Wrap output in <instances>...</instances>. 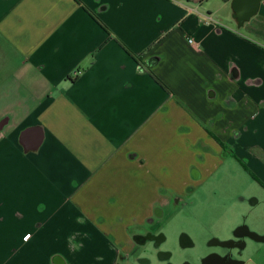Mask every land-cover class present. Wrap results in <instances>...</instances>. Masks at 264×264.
I'll use <instances>...</instances> for the list:
<instances>
[{
    "label": "crops",
    "instance_id": "0c3cea01",
    "mask_svg": "<svg viewBox=\"0 0 264 264\" xmlns=\"http://www.w3.org/2000/svg\"><path fill=\"white\" fill-rule=\"evenodd\" d=\"M2 122L0 264H126L152 219L171 242L176 197L206 236L193 264L264 238L262 200L219 191L240 170L264 188V0H0Z\"/></svg>",
    "mask_w": 264,
    "mask_h": 264
},
{
    "label": "rangeland",
    "instance_id": "374dc122",
    "mask_svg": "<svg viewBox=\"0 0 264 264\" xmlns=\"http://www.w3.org/2000/svg\"><path fill=\"white\" fill-rule=\"evenodd\" d=\"M247 160V158H245ZM239 178L237 181H235L233 184L231 183L232 181H227L224 183L221 188L220 192L222 195V198H239V197H245L246 199H249L250 197H258L262 201L261 207L256 210H246L244 214V219L248 220V225L252 227H257V228H264V188L258 185L252 177L248 176L246 173L243 171H239ZM233 186V187H232ZM231 188L234 190H231ZM215 191H211V196H213V193ZM199 194H203V191ZM250 206V205H248ZM183 208V209H182ZM181 212L179 213L180 215L177 216V219L172 220V222H168V225H170V228L167 230V235L171 238V242L166 244L164 246V251H169L174 253V258L172 259L173 262L181 263L184 262L185 260H192L195 257H197V250L195 251H189L186 255L180 253L179 249V244L177 241V236L178 232L180 229H185L188 232H191V234L195 235L199 240H200V246H203V242L206 240V236L203 235L198 229H197V223H198V218H193L189 216V213L191 214L193 211L189 209L187 206H180ZM214 210V209H213ZM260 210V211H259ZM212 213L215 222L217 221V226L222 227L223 225L228 224L229 221V216L228 212L226 213H219L216 210H214ZM189 217V218H188ZM193 218V220H192ZM243 218V217H242ZM241 218V219H242ZM177 234V235H176ZM202 240V241H201ZM152 245H146L141 248L137 253L130 256V258L126 261V264H141L139 260H136V256L140 253H145V254H151L152 252ZM125 262V261H124Z\"/></svg>",
    "mask_w": 264,
    "mask_h": 264
},
{
    "label": "flooded vegetation",
    "instance_id": "af4514ba",
    "mask_svg": "<svg viewBox=\"0 0 264 264\" xmlns=\"http://www.w3.org/2000/svg\"><path fill=\"white\" fill-rule=\"evenodd\" d=\"M191 203L192 202L189 201L186 197H176L174 199V206L178 208H180V206L189 207ZM189 216H191L190 213ZM158 222L157 219H152L148 222L146 234L142 239L144 241H147L146 245L151 244L153 249L151 254H145L139 259V262L141 264H178L177 262L172 261V259L174 258V253L163 250L164 246H166L167 244V238L163 232L165 231L166 223L163 220H160ZM156 225L159 229H161V232H158L159 234L155 231L156 229H154ZM156 233L158 235H156ZM234 235V237L237 238V241L229 240L226 242H220L218 240H212L211 242H208L207 245H209L210 243H216V246H219L223 249L226 247L227 250L225 251V254H223V256L215 255L205 259H201L199 264H241L238 260V256H243L244 254L245 239H250L253 242L257 243H264V238L259 237L256 233L251 232L249 229L244 227L239 228V230L235 232ZM177 241L181 254L186 255L189 251H195L198 249V244L195 242L190 232L186 231L185 229L179 230ZM197 259L198 257H195L192 260H185L184 262H181V264H193L192 262H196Z\"/></svg>",
    "mask_w": 264,
    "mask_h": 264
},
{
    "label": "water",
    "instance_id": "95a60500",
    "mask_svg": "<svg viewBox=\"0 0 264 264\" xmlns=\"http://www.w3.org/2000/svg\"><path fill=\"white\" fill-rule=\"evenodd\" d=\"M5 122L0 123V131L3 130ZM43 142V132L39 133L38 128H30L22 132L20 143L25 153L37 152ZM224 249H227L226 247ZM229 249V248H228ZM244 264L243 261H240Z\"/></svg>",
    "mask_w": 264,
    "mask_h": 264
},
{
    "label": "built area",
    "instance_id": "2783aa9c",
    "mask_svg": "<svg viewBox=\"0 0 264 264\" xmlns=\"http://www.w3.org/2000/svg\"><path fill=\"white\" fill-rule=\"evenodd\" d=\"M208 19H210V18H208ZM189 43H190V44H194V40H189ZM29 237H30V236H27L26 239H29Z\"/></svg>",
    "mask_w": 264,
    "mask_h": 264
}]
</instances>
